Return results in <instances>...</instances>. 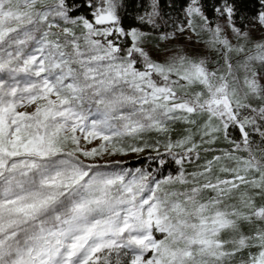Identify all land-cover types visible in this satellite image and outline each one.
Wrapping results in <instances>:
<instances>
[{
  "label": "snow or ice",
  "instance_id": "obj_1",
  "mask_svg": "<svg viewBox=\"0 0 264 264\" xmlns=\"http://www.w3.org/2000/svg\"><path fill=\"white\" fill-rule=\"evenodd\" d=\"M243 2L219 0L214 23L187 0L159 35L194 34L210 67L145 49L159 0L137 17L149 32L122 26L124 0H0V264H264V0ZM150 132L166 156L112 139ZM148 148L155 171L81 159ZM201 152L217 154L186 172Z\"/></svg>",
  "mask_w": 264,
  "mask_h": 264
},
{
  "label": "trees",
  "instance_id": "obj_2",
  "mask_svg": "<svg viewBox=\"0 0 264 264\" xmlns=\"http://www.w3.org/2000/svg\"><path fill=\"white\" fill-rule=\"evenodd\" d=\"M126 5H130L125 7L121 10L122 16V26L125 29L131 28H141V30L145 32H149L150 29L142 27L140 21L137 19L138 16L144 15L146 11H150V0H124ZM219 0H206V14L213 20H217L212 8L213 5L217 4ZM187 0H159V12L160 16L157 18V24L159 28L155 31H151V40L155 41L157 36H159L162 32H171L173 30V24L183 22L185 17L182 11V6L186 5ZM244 14L251 15L259 8L258 0H244L243 4L241 5ZM83 14L87 15L88 10L84 8L81 10ZM90 18V17H89ZM200 29L197 28V31ZM124 40L125 46L131 43L130 39L122 38ZM217 57V56H216ZM214 59H219L214 58ZM221 62V61H220ZM176 131L172 133V138L176 139L178 135L182 132L183 128L186 125L183 124H176L173 126ZM233 135L237 136L238 133L233 131ZM199 140V137H196ZM117 140H120L123 145H135V146H142L144 141H147L149 144H155L157 140L160 141L159 144V152L165 154V149L163 147L165 137L160 135L156 132L144 133L141 138H132V137H117ZM215 147H228L226 143L218 144ZM217 154L213 152L204 153L201 152V159L200 160H193L191 163L185 164V171L190 173L192 171L197 170L198 165H202L204 163V159H210L212 155ZM166 156V154H165ZM152 157H157V152L151 148L145 149V155L131 159L127 163L123 165H112L113 167L119 168H127L130 170H135L137 168L141 169L142 171H155L157 169V164L150 159ZM167 159H171L170 157H166ZM179 166L174 163H169L166 167L160 169V176H167L173 175L175 176L178 172ZM255 251V249H253Z\"/></svg>",
  "mask_w": 264,
  "mask_h": 264
},
{
  "label": "rangeland",
  "instance_id": "obj_3",
  "mask_svg": "<svg viewBox=\"0 0 264 264\" xmlns=\"http://www.w3.org/2000/svg\"><path fill=\"white\" fill-rule=\"evenodd\" d=\"M215 23H222V21H219L218 19L215 21ZM173 31V30H172ZM191 33H185L184 35L178 36V38L174 41L167 42V41H160L158 39L159 36H157V39L155 41L151 40V36L149 35L147 37V43L143 45L147 51H149L150 55L154 60L157 61H163L165 59L166 49L171 50V52H183L187 53L190 56H201V57H207L210 61L209 66L210 67H218L219 65H216L214 63H211L212 61L216 60L214 58L216 57V53L208 49L203 43L197 44L195 41L198 39L194 34L192 35V40L189 41L187 39V36ZM261 34L259 32H256L253 34L254 38H258ZM229 38L232 39L233 43H236L235 39L231 37V34L229 33ZM199 39H207L206 33H201V36ZM121 42L124 43V40L121 39ZM159 46V47H158ZM171 52L167 54H171ZM223 61L221 60L220 64H222ZM24 109H21L23 111ZM32 109H28V111H31ZM113 142L119 147L124 146L123 143L120 140H117V137H113ZM103 141L100 139H93L92 142L89 144L86 141H81V146L83 148L91 149L94 147H98ZM145 155V151L142 153H134V152H128L127 155H108L105 153L103 157H97L94 161L86 159L84 157H81V159H85L86 163H108L114 165L115 161H120L121 163L119 165H123L127 163L131 159H136L141 156Z\"/></svg>",
  "mask_w": 264,
  "mask_h": 264
}]
</instances>
